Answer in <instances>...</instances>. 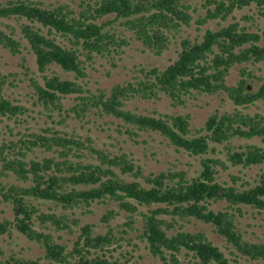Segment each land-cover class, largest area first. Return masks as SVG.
Returning a JSON list of instances; mask_svg holds the SVG:
<instances>
[{
	"label": "trees",
	"instance_id": "1",
	"mask_svg": "<svg viewBox=\"0 0 264 264\" xmlns=\"http://www.w3.org/2000/svg\"><path fill=\"white\" fill-rule=\"evenodd\" d=\"M194 2H204V15L195 20L198 29L219 21L218 29L181 39L177 58L162 70L141 68L132 80L108 91L86 88L87 65L96 56L111 61L120 56L130 45L125 32L156 56L168 50L193 21ZM252 5L264 18V0H81L78 10L67 4L47 6L43 0L0 5L1 18L26 21L20 33L42 76L41 83L31 80L36 102L56 112L60 124L70 117H112L130 137L157 133L175 150L198 157L201 167L195 176L171 169L145 174L129 154L98 149L90 137L83 140L53 128L17 141L0 140V202L14 213L0 221V238L18 233L43 251L27 258L0 246V264H129L138 243L162 264H183L182 255L186 264H264V241L249 240L240 223L249 211L264 217V167L254 185H237V176L231 183L220 179L230 166H264L263 146L233 144L236 139L264 144V116L246 112L264 101V77L257 74L264 63V35L240 21L220 23ZM107 17L112 18L103 21ZM243 20L254 23L253 16ZM14 33L0 29V46L17 55L22 46ZM52 67L64 75L47 74ZM235 67L238 80L229 84ZM8 85V76L0 72L1 122L17 121L27 112L6 95ZM204 95L224 96L234 109L211 114L202 129L191 128L189 114L155 116L128 108L133 100L162 97L181 107ZM71 96L76 103L65 108ZM217 146L223 147L225 159L217 156ZM36 150L49 156L30 157ZM220 203L225 206L215 209ZM98 208L104 233L84 220ZM121 216L124 220L116 223ZM193 223L208 226L222 246L204 231L187 230ZM63 232L76 234L71 246L61 242Z\"/></svg>",
	"mask_w": 264,
	"mask_h": 264
},
{
	"label": "rangeland",
	"instance_id": "2",
	"mask_svg": "<svg viewBox=\"0 0 264 264\" xmlns=\"http://www.w3.org/2000/svg\"><path fill=\"white\" fill-rule=\"evenodd\" d=\"M81 0H43L45 5L53 4H67L72 8L78 10ZM6 3V0H0V5ZM204 2H197L193 4L196 12L193 13V21L189 27H184L180 33L171 42L168 50L161 55L156 56L149 50L144 49L142 44L134 40V36L130 32H125V36L130 41L128 47L123 48L122 54L116 56L114 61L110 58L95 57L93 62L87 65V78L83 81L86 88L92 92L98 89L108 91L115 84L132 80L138 75L141 68L157 67L159 69L166 68L172 61L177 58L180 51V41L183 38L189 37L195 39L201 37L206 29H218L219 21H210L206 25L198 29L195 20L204 15L205 10L202 8ZM245 15L253 16L252 21L246 22L243 20ZM112 17H107L103 21L110 20ZM240 21L243 25L250 27L252 31H259L264 35V18L260 17L255 5L243 10H236L232 17L226 21L220 22L221 25H228L231 22ZM26 21L8 20L0 17V29L6 33L14 30L15 39L21 43V52L17 55L11 54L8 50L0 46V72L8 76L9 83L6 88V95L18 105L27 109V112L22 115L19 120L0 121V140L17 141L23 135L29 133H41L45 129L53 128L68 134H75L80 136L83 140L90 137L94 141V145L98 149L107 150L112 153H126L131 156L134 163L143 169L145 174H158L168 169L183 170L190 176H195L201 169L198 157H192L184 151H177L171 146L168 141L157 133L153 132H138L136 136H129L125 134L124 129L119 127V120L112 117H98L92 116L83 121H79L73 117L67 118L65 123L60 124L61 117L55 112L47 111L42 105L36 102V96L32 87V79L42 82L41 73H39L36 65L35 55L32 52L27 41L22 39L20 33V25ZM118 25V24H117ZM116 26V25H115ZM119 29V27H117ZM121 29V28H120ZM261 43H264V36ZM114 63V64H113ZM260 71L257 74L264 77V63L258 66ZM63 74L59 67H52L47 74L52 73ZM238 67L231 70L228 77L229 84H235L238 80ZM70 79L73 76H69ZM76 102L74 97H67L63 104L65 108L72 107ZM128 108L137 113L145 115H185L191 116V128L193 130L204 128L205 122L211 114L218 112L222 114L225 111H232L234 105L224 96H200L195 100L188 101L185 106L173 107L170 99L162 97L158 101H142L133 100L129 103ZM247 113H259L264 116V101L258 102L255 106L250 107ZM48 115H52L49 118ZM73 115V114H72ZM64 116V115H63ZM120 131V132H119ZM204 133V132H202ZM246 143H254L264 147L258 139L243 140L236 139L233 141L234 145H241ZM49 156L41 150H36L30 157ZM217 156L225 159L224 150L222 146H217ZM230 166V165H229ZM264 166H253L251 168H243L241 166L229 167L226 171L220 172V179L231 183V177L237 176L240 180L237 185L241 183H250L254 185L258 179L259 173ZM225 205L223 203L214 206L215 209H222ZM103 213L101 208L95 211V215L84 217V220L93 223L97 231L104 233L105 229L100 224L99 219ZM13 210L11 205L0 202V221L3 219H12ZM124 220L121 216L116 223ZM241 227L246 232V236L251 241H264V217L257 213L246 214L240 219ZM115 224V223H114ZM191 232L204 231L214 241V243L222 246V242L215 234L211 232L208 226L200 223H193L186 227ZM62 243L69 246L72 245L75 235H69L66 232L60 233ZM57 235V234H56ZM137 242V241H136ZM0 246L8 254H21L27 258H37L42 256L43 251L36 243L28 241L25 237L18 233H14L12 237L4 236L0 238ZM143 243H138V249L132 253L133 258L130 259L129 264H162L160 260L151 257L147 252ZM132 250L130 246H126L125 250ZM118 255V252L115 254ZM184 256L180 257V261L186 264Z\"/></svg>",
	"mask_w": 264,
	"mask_h": 264
}]
</instances>
